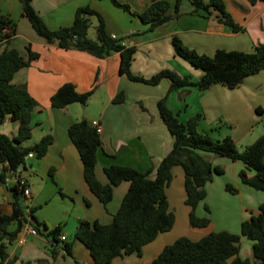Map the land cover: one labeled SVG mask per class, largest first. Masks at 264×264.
<instances>
[{
    "label": "crops",
    "instance_id": "crops-1",
    "mask_svg": "<svg viewBox=\"0 0 264 264\" xmlns=\"http://www.w3.org/2000/svg\"><path fill=\"white\" fill-rule=\"evenodd\" d=\"M119 1L129 3L131 11L113 0H33V4L51 28L72 24L77 7L90 4L103 14L111 35L117 34L125 38L128 45L137 46L131 68L135 73L146 76L163 68L177 70L193 79L202 75V69L177 54L172 41L174 35L181 37L188 46L208 54H213L219 47L251 51L257 42L264 40V0L254 4L249 0H225L235 20L245 26V30L241 31H234L231 26L221 22L216 11L210 15L194 13L190 0H183L179 15L150 30L136 12L144 10L152 0ZM0 8L16 22L15 34L9 42H0V52L16 47L27 57L28 47L31 46L40 53L13 77L14 82L26 84L38 101L33 112L32 137L25 144L39 141L46 134L54 136L43 157L36 158L35 154L28 156L19 167L30 188V194L25 196L29 203L25 210L28 214L33 207L34 218L32 223H25L8 246L9 257L17 258L13 264L27 261L29 264H78V261L79 264H95L90 248L73 237L76 227L82 219L110 222L129 188V180L116 185L113 198L107 205L92 191L84 177L79 150L69 135V125L73 121L87 118L100 123L102 148L98 152L96 173L103 183L109 182L104 165L130 164L146 170L156 167L172 148L174 136L158 106L159 99L164 96H167L169 106L182 121L201 113L197 124L200 131L216 138L231 135L240 148L252 143L264 132V69L246 76L235 87L217 82L206 89L194 85L170 91L169 78H163L158 84H149L132 80L121 73L119 51L97 56L87 50L62 47L58 40L48 41L23 15L21 0H0ZM174 9L173 0L171 12ZM97 23L98 17L92 16L91 26L95 30ZM67 81L75 83L79 91L94 89L87 103L76 101L64 107L52 106V93ZM121 90L125 92V100L114 101ZM258 107L263 111L259 112ZM14 123V120L6 118L0 126L1 131L14 135L17 133ZM210 156L214 164L224 167L226 177L215 175L206 184L208 193L203 207L206 211L205 204L209 205L211 211L207 212L211 221L205 227H191L194 232L189 236L193 238H199L210 230L228 229L240 233L241 222L256 212L264 201V194H257L251 185L241 180L239 170L244 167L242 161L214 154ZM229 170L232 171L234 184L239 188L235 194H227L229 191L225 188ZM173 173L174 178L180 176L184 183L182 165H175ZM15 182V178L8 182L0 179V204L7 213L13 211L11 186ZM216 191L219 194H214ZM185 198L186 192L182 201ZM199 204L197 213L206 215ZM189 210L188 205V216ZM215 211L219 212V216L214 217ZM36 218L40 222V229L34 234L28 232V228L29 225L35 227ZM28 219L31 220L30 217ZM57 226L62 228L58 241L45 233ZM167 231L160 232L155 239L146 243L142 255H118L111 264H152L162 248L178 237L169 240L171 235L165 234ZM24 233H27L26 241L19 242L18 236ZM63 234L67 236L66 239H62ZM244 237L242 235L241 242L246 246L245 253L241 248L240 254L252 258L253 241ZM65 240L73 241V254L63 248Z\"/></svg>",
    "mask_w": 264,
    "mask_h": 264
},
{
    "label": "trees",
    "instance_id": "trees-1",
    "mask_svg": "<svg viewBox=\"0 0 264 264\" xmlns=\"http://www.w3.org/2000/svg\"><path fill=\"white\" fill-rule=\"evenodd\" d=\"M113 1L131 11L129 3ZM190 1L194 13L210 15L216 11L219 20L231 26L234 31L245 30V26L236 21L227 9L225 0ZM249 1L254 4L259 0ZM21 2L23 15L28 17L36 31L48 41L58 40L62 47L87 50L97 56L119 51L121 73L127 74L132 80L149 84H158L163 78H169L170 91L194 85L206 89L217 82L235 87L246 76L264 69V40L257 42L251 51L219 47L213 54H208L188 46L181 37L174 35L172 41L177 54L203 70L198 79L171 68H163L150 76L135 73L131 65L137 46L122 44L123 37H113L107 30L103 14L90 4L77 7L72 24L51 28L35 8L33 0ZM182 2L183 0H174L175 9L171 12L173 0H152L144 10L136 13L153 30L179 15ZM94 15L98 17L96 38L89 35L91 17ZM15 27L16 22L0 8V41L9 42L15 34ZM28 50L27 57L16 47L5 48L0 52V126L6 118L18 121V131L14 135L0 129V179L4 181L6 174L14 173L26 162L29 152L33 151L37 158H41L54 140L52 134H46L39 141L25 144L32 137L33 112L38 101L26 84L14 82L13 77L21 67L30 64L40 54L31 46ZM93 92V88L79 91L75 83L67 81L52 93L50 101L54 107H64L76 101L87 103ZM125 98V92L121 90L114 101L122 102ZM158 106L164 122L174 136L172 148L156 167L146 170L130 164L104 165L109 177L107 183H103L96 173L98 152L102 148L101 133L87 118L77 119L69 125V135L83 162L84 177L105 205L113 198L116 185L123 180L130 181L121 205L110 222L82 219L73 234L74 238L82 240L90 248L95 264H111L118 255H142L146 243L155 239L160 232L172 229L176 214L170 208L167 187L173 181L175 165H182L184 168L185 202L190 206L189 222L192 227H205L210 224L211 217L208 214H198L197 206L207 196L208 181L213 180L216 174L225 172L223 166L213 163L210 154L242 161L244 167L239 170L241 180L257 189H264V132L252 143L240 148L231 135L216 138L208 132L200 131L197 124L201 113L182 121L178 113L169 106L167 96L159 99ZM257 110L263 111L259 107ZM25 187L26 184L19 182L11 186V213L4 212L0 204V264H13L17 259L9 257L8 246L25 223H32L34 218L33 207L28 214L25 210ZM225 188L234 194L239 192V188L231 182H227ZM205 208L208 212L211 211L208 204H205ZM34 226L40 229L37 218ZM45 233L58 241L62 228L57 226ZM242 235L253 241L252 258L240 254ZM63 248L67 253L73 254V241L65 240ZM152 264H264V201L259 204L256 212H252L241 222L240 233L220 229L210 230L199 238L182 234L173 242L167 243L154 257Z\"/></svg>",
    "mask_w": 264,
    "mask_h": 264
},
{
    "label": "rangeland",
    "instance_id": "rangeland-1",
    "mask_svg": "<svg viewBox=\"0 0 264 264\" xmlns=\"http://www.w3.org/2000/svg\"><path fill=\"white\" fill-rule=\"evenodd\" d=\"M90 35L94 38L96 36V30H95L94 26L90 27ZM89 106H91V103ZM219 122H221L222 125L224 124L223 120H221V119L219 120ZM14 124H15V127H14L15 131H18L16 129V127H18V121H15ZM113 156L114 155H112V157ZM214 156H221V155L215 154ZM36 158H37V156H36ZM216 175L221 176V178L226 177V175H224V173L223 174H216ZM227 177H228L227 178L228 182H231L234 184L233 174H232L231 170L228 171ZM169 187H171V189ZM251 188H252V190H254V192H257V194H264V189H257L255 187H251ZM184 189H185L184 183L182 182V178L180 176H175L174 181L171 183V185L168 186L167 193L170 194V201H171V207H172L171 209L176 214V222H175L174 227L172 229H170L169 231H167L168 233H165V234L171 235L169 240L174 239V237H177V236L182 235V234L189 235V234H192L194 232V231H192V229H191L192 226L190 225V222H189L188 204H186L185 200L182 201V196L185 193ZM214 194H219V193L216 191ZM227 194H234V193L227 192ZM244 194H246V193H244ZM203 204H204V201L202 200V202L199 204V208H201V210H204ZM204 213L209 215L207 210ZM217 216H219V212L215 211L214 217H217ZM206 228H208V227H206ZM244 238H246L247 240H252V239L248 238L247 236H245ZM241 248H242V252L245 253L246 246L243 242H241ZM250 248H251V246H250Z\"/></svg>",
    "mask_w": 264,
    "mask_h": 264
},
{
    "label": "built area",
    "instance_id": "built-area-1",
    "mask_svg": "<svg viewBox=\"0 0 264 264\" xmlns=\"http://www.w3.org/2000/svg\"><path fill=\"white\" fill-rule=\"evenodd\" d=\"M112 36L113 37H116V38H118L119 36L117 35V34H112ZM0 42H3V41H0ZM121 43L122 44H125V45H127V40L125 39V38H122V40H121ZM96 127H97V130L100 132L101 131V126H100V123L96 120V121H94V122H92ZM34 152L32 151V152H29L28 153V155H27V157L28 156H34ZM22 166V165H21ZM20 166V167H21ZM21 168H18L14 173H8V174H6V176H5V181H10L12 178H15V181L16 182H19L20 184H26V187H25V190H24V192H25V195L27 196L28 194H30V188L28 187V185H27V178H26V176H24L23 174H22V171L20 170ZM0 172H1V167H0ZM24 204L26 205V206H29V203H28V201H27V197H26V199L24 200ZM28 217H30L29 215H28ZM30 226V228H28V232H31V233H34V234H36V233H38V229L36 228V227H33V226H31V225H29ZM67 238V236L66 235H62V239H66ZM18 241L19 242H25L26 241V239H27V233H24V234H22V235H19L18 236Z\"/></svg>",
    "mask_w": 264,
    "mask_h": 264
}]
</instances>
